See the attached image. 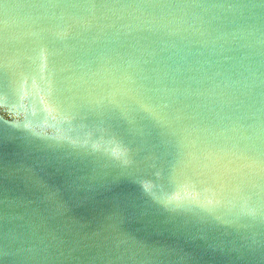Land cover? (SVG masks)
<instances>
[{
	"label": "water",
	"instance_id": "water-1",
	"mask_svg": "<svg viewBox=\"0 0 264 264\" xmlns=\"http://www.w3.org/2000/svg\"><path fill=\"white\" fill-rule=\"evenodd\" d=\"M0 264H264V0H0Z\"/></svg>",
	"mask_w": 264,
	"mask_h": 264
}]
</instances>
